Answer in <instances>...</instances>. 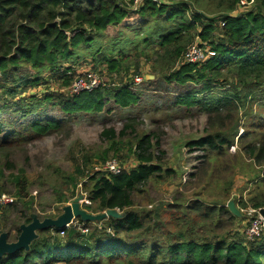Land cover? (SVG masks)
Segmentation results:
<instances>
[{
	"label": "trees",
	"instance_id": "trees-1",
	"mask_svg": "<svg viewBox=\"0 0 264 264\" xmlns=\"http://www.w3.org/2000/svg\"><path fill=\"white\" fill-rule=\"evenodd\" d=\"M134 16L140 17L138 29L115 40L108 35L111 27H129ZM193 45L206 50L205 60L185 59ZM84 62L88 68L79 74ZM147 64L170 85L181 86L177 107H197L208 115L205 135L190 142L205 152L191 174L198 189L189 200L169 204L177 212L168 222L162 205L134 208L150 182L178 173L152 152L160 142L153 144L150 135L125 142L117 140L114 128H106L100 137L108 147L76 159L75 172L67 176L70 194L59 201L77 197L81 183L84 209H117L122 216L97 224L78 217L68 227L41 228L26 247L4 254L0 264H264V233L250 240L241 228L245 217L225 206L233 195L234 175L259 168L262 175L250 182L257 183L254 193L241 204L264 208V116L255 111L256 102L264 104V0H0V77L8 70L16 77L11 87L0 79V111L13 107L27 117L52 105L68 115L24 122V130L7 128L0 119V192L10 181L14 197L29 206L24 171L6 174L16 169L11 150L23 141L22 134L36 138L60 129L73 114H98L111 100L121 107L136 104L144 90L137 79ZM46 71L48 79L42 76ZM89 73L101 84L74 91L77 78ZM50 80L59 83L54 90L28 94ZM24 92L26 97L19 98ZM135 120L128 117L121 135ZM108 162L121 171L105 169ZM212 186L215 199L207 202L203 197ZM14 208L12 203L0 208V234Z\"/></svg>",
	"mask_w": 264,
	"mask_h": 264
},
{
	"label": "rangeland",
	"instance_id": "rangeland-1",
	"mask_svg": "<svg viewBox=\"0 0 264 264\" xmlns=\"http://www.w3.org/2000/svg\"><path fill=\"white\" fill-rule=\"evenodd\" d=\"M127 24L129 27L124 25L121 29L111 27L108 30V35L114 36L115 40V38H121L120 34L131 28L138 29L136 26L141 25L140 17L134 16ZM139 32L142 34L141 36L148 35L141 30ZM85 64L87 63L84 62L78 66L81 67L79 74L87 70L88 67ZM17 74L23 73L19 71ZM42 76L48 79L50 74L46 71ZM80 77L87 76L81 75ZM15 78L13 72L8 70L6 75L0 77L1 85L4 87L16 86L13 83ZM105 79L108 80L106 77ZM98 80L100 79L98 78ZM50 81L51 83L36 86L40 87L36 91L33 90V87L30 88L28 94L42 95L44 92L54 90L59 83L56 82L57 85H53V80ZM138 82H142L138 85V89L144 90L136 104L121 107L111 100L98 114H73L74 116L69 118L70 121L66 120L67 122L60 129L54 128L52 131L36 138L22 134L24 136L23 141L11 150L10 158L16 164V169L13 171L6 170V174L19 173V170L24 171V177L28 181L29 197L26 200H28L29 206L18 199L12 203L16 205V208L7 213V221L3 226L9 243L18 242L23 235L26 236L24 231L27 230L29 224L36 222L34 226L37 228L28 230L32 237L34 235L36 237L39 230L38 226L69 217L70 210L67 207L73 199L67 203L59 201L63 195L68 196L72 189L71 183L67 182V176L75 172L74 163L76 159L81 161L85 154L91 155L108 147V141L100 137L102 131L106 128H114L117 140L121 139L125 142L135 141L142 134L150 135L153 144L156 145L157 141L160 142V147H154L152 152L155 156L162 157L165 166L173 167L178 173L172 179H163L159 183L150 182L146 187V193L136 198L137 204L134 208L154 209L162 205L163 219L168 222L172 218L170 213L177 212V210L169 208V204H176L179 201L184 202L192 197L198 188L197 181L191 177V174L195 173L201 166L205 152L191 146L190 142L199 140L205 135L204 129L207 127L208 115L201 112L197 107L193 110L177 107L174 102L176 97L183 91L181 86L170 85L159 74H154L148 64L143 68V78ZM62 89L67 90V88ZM23 97H26V92L19 95V98ZM36 110L35 114L26 117L20 111L14 112L12 107L6 113L1 110L0 119L5 120L7 128L12 125L15 128H22V123L34 119H62L68 116L60 108L52 105L45 108L41 106ZM256 110L262 112L264 116V104L260 101L256 102ZM128 117L136 119L133 122L134 127L126 129L125 134L121 135ZM23 128L22 130H24ZM242 131L243 129H241ZM237 141L235 140L238 144ZM237 144L231 148L233 153L238 148ZM131 164L134 165L133 162ZM245 169L250 170L249 166H245ZM251 169L254 170V168ZM257 174L262 175V170L256 168L254 172H241L234 175L235 190L233 197L231 196L227 200L226 207L231 199L235 200L237 204L239 203L237 205L239 208L246 207L241 204V199L248 201L253 195L257 183L250 182L254 180ZM77 189H79L77 194H82V185L79 184ZM4 192L12 194L11 196L15 195V187L10 181H6ZM211 193L215 194L213 186L203 199L212 202L215 195L211 197ZM251 204L248 202L247 206H252ZM81 207L83 208V205ZM92 214L100 215L102 213L92 212ZM28 218H31V222L27 226L26 220ZM241 218H244V214ZM76 219L70 225L76 222ZM102 220L104 219H95L88 222L97 224ZM166 227L173 230L175 226L168 225ZM163 238L161 237V239Z\"/></svg>",
	"mask_w": 264,
	"mask_h": 264
},
{
	"label": "built area",
	"instance_id": "built-area-1",
	"mask_svg": "<svg viewBox=\"0 0 264 264\" xmlns=\"http://www.w3.org/2000/svg\"><path fill=\"white\" fill-rule=\"evenodd\" d=\"M205 58L206 50L197 45H193L185 56V59L189 62L203 61ZM98 78L94 73H89L87 77L84 78H77L73 86V90L78 91L80 89H92L97 87L101 84V80H98ZM140 79L141 78H138L137 81H140ZM104 168L109 169L114 173L121 171V168L116 162H108ZM15 200L16 198L14 196H11L5 192H0V208L8 206ZM240 209L245 217L243 232L250 240H255L258 236H261L264 233V216L261 213V209L255 208L253 206L241 207ZM69 225L70 223H68L65 227H68ZM83 231L87 232L88 229L83 228ZM61 234H64V232L61 231Z\"/></svg>",
	"mask_w": 264,
	"mask_h": 264
},
{
	"label": "water",
	"instance_id": "water-1",
	"mask_svg": "<svg viewBox=\"0 0 264 264\" xmlns=\"http://www.w3.org/2000/svg\"><path fill=\"white\" fill-rule=\"evenodd\" d=\"M83 198H84L83 194H78V196L75 197L70 202L69 206L67 207V209L70 210V215H69L68 218L60 220V221L46 222V224L38 226L39 229L46 228L48 226H53V227H56V228H59V229L60 228H64L68 223H71L77 217L82 218V220H84V221H90V220H95V219H104V218H106L108 216H115V217L122 216V213L119 212L117 209H108V210H106L105 212H103L100 215L92 214V213L88 212L86 209H83L81 207V202L80 201ZM227 207L229 208V210L234 215H236V216H238L240 218L243 217V213L240 210V208L237 206L235 200H230L227 203ZM261 213L264 216V208L261 209ZM34 225H36V222H34L31 225L29 224V226L27 224L28 228H27L26 231H24V234H26V236L23 235L22 238L18 242H15V243H9V241L7 239V235L5 233H2L0 235V258L6 253H11V252H14L15 250H17V249H19L21 247H26L28 245L29 241L32 238V236L30 235V232L28 230L34 229L36 227Z\"/></svg>",
	"mask_w": 264,
	"mask_h": 264
},
{
	"label": "bare ground",
	"instance_id": "bare-ground-1",
	"mask_svg": "<svg viewBox=\"0 0 264 264\" xmlns=\"http://www.w3.org/2000/svg\"><path fill=\"white\" fill-rule=\"evenodd\" d=\"M73 92H74V91H73ZM76 92H77V91H76ZM117 162H118V161H117ZM98 171H99V170H98ZM110 172H111V171H110ZM80 184H81V183H80ZM82 190H83V189H82ZM81 192H82V191H81ZM237 193H238V192H237ZM84 195H85V194H84ZM237 195H238V194H237ZM237 195H236V196H237ZM242 196H243V195H242ZM232 197H233V196H232ZM74 198H75V197H74ZM85 198H87V197H85ZM16 199H17V198H16ZM238 199H239V198H238ZM231 200H232V199H231ZM84 202H85V201H84ZM236 204H237V203H236ZM238 204H239V203H238ZM238 204H237V205H238ZM67 205H68V204H67ZM81 206H82V205H81ZM103 212H104V211H103ZM242 213H243V212H242ZM69 214H70V213H69ZM59 234H61V233H59ZM61 236H62V235H61ZM246 237H247V236H246ZM18 241H19V240H18ZM14 243H15V242H14Z\"/></svg>",
	"mask_w": 264,
	"mask_h": 264
},
{
	"label": "crops",
	"instance_id": "crops-1",
	"mask_svg": "<svg viewBox=\"0 0 264 264\" xmlns=\"http://www.w3.org/2000/svg\"><path fill=\"white\" fill-rule=\"evenodd\" d=\"M234 190H235V188H233V191H232L233 193H234ZM2 233H5V232H2ZM2 233H1V234H2ZM1 234H0V235H1Z\"/></svg>",
	"mask_w": 264,
	"mask_h": 264
}]
</instances>
